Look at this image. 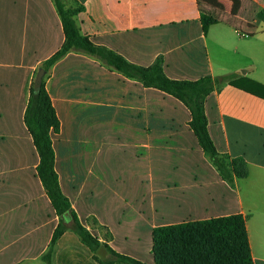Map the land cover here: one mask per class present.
<instances>
[{
    "label": "crops",
    "instance_id": "obj_1",
    "mask_svg": "<svg viewBox=\"0 0 264 264\" xmlns=\"http://www.w3.org/2000/svg\"><path fill=\"white\" fill-rule=\"evenodd\" d=\"M73 1L83 7L76 17L81 33L93 43L139 66L162 58L174 80L216 81L205 101L208 131L221 154L249 167V176L230 186L200 148L181 102L70 52L44 80L61 123L52 134L55 169L81 224L102 243L100 228L110 231L114 251L140 260L134 253L145 250L147 231L153 244L156 227L241 214L253 262L264 264V98L231 84L264 86V19L253 12L264 11V0H246L250 8L238 14L223 0ZM207 3L222 11L204 30ZM64 41L53 0H0V264H46L60 223L24 116L39 69ZM148 91L176 102L182 115L148 117ZM100 107L110 109L115 139L107 166L99 162ZM63 223L51 264L107 259L81 242L71 215Z\"/></svg>",
    "mask_w": 264,
    "mask_h": 264
},
{
    "label": "trees",
    "instance_id": "obj_2",
    "mask_svg": "<svg viewBox=\"0 0 264 264\" xmlns=\"http://www.w3.org/2000/svg\"><path fill=\"white\" fill-rule=\"evenodd\" d=\"M53 2L62 23L65 41L62 47L43 63L42 68L46 72L70 52H80L100 61L125 78L173 97L190 112L191 120L188 125L221 179L233 187L236 180H243L249 176V167L245 159L242 157L231 159L221 154L208 131L205 101L215 90L216 81L210 76L196 81L171 79L164 71L162 58H158L150 66L136 65L117 52L93 43L81 33L76 17L83 10L82 6L68 5V0H53ZM201 20L204 30L218 22V19L203 10H201ZM231 84L264 98V86L261 84L248 80L246 85L249 89L237 82ZM24 122L39 154L38 177L57 216L60 217L50 249L43 256V261L51 264L53 247L67 229L63 219L69 213L72 218L71 228L81 242L94 253L99 251L108 255L106 260L94 256L100 264H146L114 251L108 245L112 239L111 233L104 228H100L102 239L105 241L102 243L99 237L92 235L81 224L77 214L71 209L70 201L62 192L55 169L56 155L52 134L60 132L61 123L47 91L45 80L38 94L34 93V84L31 86ZM152 254L154 264H254L246 217L241 214L156 227L153 229Z\"/></svg>",
    "mask_w": 264,
    "mask_h": 264
},
{
    "label": "rangeland",
    "instance_id": "obj_3",
    "mask_svg": "<svg viewBox=\"0 0 264 264\" xmlns=\"http://www.w3.org/2000/svg\"><path fill=\"white\" fill-rule=\"evenodd\" d=\"M223 2L229 6V9L238 14L244 8H250L246 0H223ZM68 5L76 6L73 0H68ZM215 19H218L222 10L215 9L210 3L203 4L202 9ZM256 17L259 19H264V11L260 9H254ZM34 84V81L32 85ZM147 115L148 117L153 116H165V115H177L180 117L182 115V109L176 102L169 100L165 96H161L156 92L148 91L147 94ZM112 114L110 109L105 107H100L98 109V136H99V162L100 164L107 166L112 165L113 163V154L115 152L114 142L115 139L111 135V126L110 123ZM162 126L161 124L148 123V129ZM168 126V125H164ZM196 141V140H195ZM197 145V142H196ZM152 234H146L145 240L143 242V247L145 250L141 253H134L140 258V260L146 264L153 263V255H151L150 249L152 248Z\"/></svg>",
    "mask_w": 264,
    "mask_h": 264
},
{
    "label": "water",
    "instance_id": "obj_4",
    "mask_svg": "<svg viewBox=\"0 0 264 264\" xmlns=\"http://www.w3.org/2000/svg\"><path fill=\"white\" fill-rule=\"evenodd\" d=\"M47 72L44 68H40L36 77H35V83H34V93L35 94H38L41 90V87H42V83H43V80L46 76ZM64 218H67L69 219L70 218V214H66Z\"/></svg>",
    "mask_w": 264,
    "mask_h": 264
}]
</instances>
